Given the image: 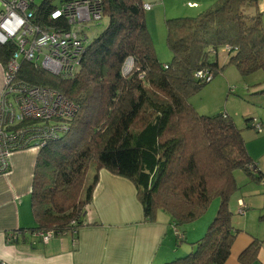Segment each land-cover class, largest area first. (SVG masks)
I'll return each mask as SVG.
<instances>
[{
  "label": "trees",
  "instance_id": "obj_1",
  "mask_svg": "<svg viewBox=\"0 0 264 264\" xmlns=\"http://www.w3.org/2000/svg\"><path fill=\"white\" fill-rule=\"evenodd\" d=\"M100 2L106 25L87 42L72 78L28 61L21 62L17 73L18 79L56 90L78 105L67 120L68 130L37 150L29 195L36 224L28 230H52L55 235L76 231L83 224L97 170L104 168L133 182L146 220L162 211L179 226L199 217L219 197L217 213L193 243L195 250L163 264H224L239 231L228 204L236 188L234 171L260 181L264 172L252 162L240 129L226 112L198 114L188 99L207 82L196 78V71L218 72L224 45L232 48L227 62L241 74L264 70L258 0H218L195 17L167 20L172 53L171 62L164 63L167 68L155 56L142 0ZM56 6L55 0H41L35 22L66 28L61 19L50 18ZM14 49L12 41L0 45L1 65ZM128 56L141 78L137 72L121 75ZM90 162L95 171L85 185ZM260 244L252 240L240 253V263L256 259Z\"/></svg>",
  "mask_w": 264,
  "mask_h": 264
},
{
  "label": "crops",
  "instance_id": "obj_2",
  "mask_svg": "<svg viewBox=\"0 0 264 264\" xmlns=\"http://www.w3.org/2000/svg\"><path fill=\"white\" fill-rule=\"evenodd\" d=\"M258 10L264 26V0H258ZM246 150L264 172V136L253 138ZM36 153L27 149L12 154L9 171L0 175V264H163L192 252L193 243L203 236L205 223L191 235L179 229L180 240L171 230L168 214L157 211L152 220L144 219L133 182L99 168L83 224L74 234L67 231L44 243L28 230L36 224L29 200ZM236 176L246 185L236 206L241 200L247 208L241 217H232V225L239 231L224 264H241L240 253L254 239L261 244L249 264H264V180L250 179L242 170ZM9 235L14 236L11 241Z\"/></svg>",
  "mask_w": 264,
  "mask_h": 264
},
{
  "label": "built area",
  "instance_id": "obj_3",
  "mask_svg": "<svg viewBox=\"0 0 264 264\" xmlns=\"http://www.w3.org/2000/svg\"><path fill=\"white\" fill-rule=\"evenodd\" d=\"M39 4L35 0H0V45L12 41L15 49L5 65H2V87L0 90V175L9 171L12 154L27 149L38 150L47 141L59 138L68 130L67 120L78 109V105L53 89L31 85L17 78L22 61L31 62L60 77L72 78L87 42L94 36L93 27L101 20L100 0H59L51 10L52 20H62V26L50 27L35 22V11ZM142 8L149 10L150 3ZM224 55L232 48L224 45ZM167 68V65H163ZM137 72L133 57L124 59L120 72L123 77ZM195 77L210 81L208 70H198ZM26 124L18 126L20 123ZM28 122V123H27ZM256 132L264 131L262 122L255 117L249 120ZM264 180V176H262ZM243 209L244 203L239 200ZM246 207V205H245ZM74 221H71L73 224ZM177 226L173 228L175 230ZM74 234L76 231H70ZM46 243L55 236L52 230L34 233ZM176 236L182 239L177 230ZM14 236H8L11 241Z\"/></svg>",
  "mask_w": 264,
  "mask_h": 264
},
{
  "label": "rangeland",
  "instance_id": "obj_4",
  "mask_svg": "<svg viewBox=\"0 0 264 264\" xmlns=\"http://www.w3.org/2000/svg\"><path fill=\"white\" fill-rule=\"evenodd\" d=\"M217 1L218 0H142L143 3L151 4L149 10H144V19L152 41L155 56L159 62L162 64L169 63L172 59V53L166 42L167 20L180 17H195L202 11L212 8ZM40 2L41 0H35L37 4ZM55 2L59 4V0H55ZM105 25V18L96 21L93 27V34L102 30ZM218 54V72L210 81L203 83L197 92L190 95L188 101L198 114L215 115L226 112L237 128L240 129L246 146L250 147L253 138L264 136V131L258 133L253 128L246 125L247 119L255 117L261 121L262 126H264V70H257L250 74H241L234 64L227 62L226 58H223L222 53L219 52ZM132 73H135L134 70ZM130 75L131 74L126 77ZM94 171L95 164L94 162H90L85 176V185H88ZM238 171H240V169L234 171L236 188L232 191L228 199L233 218L241 217L247 208L245 202L242 201L244 207L240 210L242 206L239 200L236 206V198L242 195L246 187V185L238 182V177L236 176ZM241 173L246 177L243 172ZM218 205L219 197L212 198L206 210L199 217L179 226L176 225V229H180L189 235L196 231L195 228L202 227L204 223L207 229L217 213ZM170 226L173 234L178 238L175 234L177 230L173 228V225ZM206 229H204V233ZM183 243L185 244L186 241ZM181 256L177 255V258Z\"/></svg>",
  "mask_w": 264,
  "mask_h": 264
}]
</instances>
